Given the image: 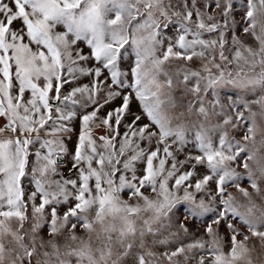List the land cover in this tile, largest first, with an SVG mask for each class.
<instances>
[{"label": "snow or ice", "instance_id": "obj_1", "mask_svg": "<svg viewBox=\"0 0 264 264\" xmlns=\"http://www.w3.org/2000/svg\"><path fill=\"white\" fill-rule=\"evenodd\" d=\"M0 264H264V0H0Z\"/></svg>", "mask_w": 264, "mask_h": 264}]
</instances>
